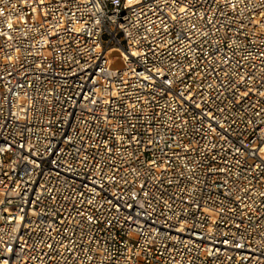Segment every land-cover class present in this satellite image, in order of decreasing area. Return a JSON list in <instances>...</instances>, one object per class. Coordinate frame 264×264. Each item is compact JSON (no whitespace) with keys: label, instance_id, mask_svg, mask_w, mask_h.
Instances as JSON below:
<instances>
[{"label":"built area","instance_id":"built-area-1","mask_svg":"<svg viewBox=\"0 0 264 264\" xmlns=\"http://www.w3.org/2000/svg\"><path fill=\"white\" fill-rule=\"evenodd\" d=\"M201 3L0 0V264H264V0Z\"/></svg>","mask_w":264,"mask_h":264},{"label":"snow or ice","instance_id":"snow-or-ice-1","mask_svg":"<svg viewBox=\"0 0 264 264\" xmlns=\"http://www.w3.org/2000/svg\"><path fill=\"white\" fill-rule=\"evenodd\" d=\"M129 2L131 3V0H129ZM137 2H139V0H137ZM219 2L220 0H215V3H219ZM241 2H243V0H241ZM114 3L118 4L119 0H114ZM157 3H163L169 7L175 4L177 5V8L179 9L180 13L188 14L189 8L193 7L197 3H201V0H192V3L189 5V7L182 6L184 4V0H157ZM203 4H207L209 7H212L213 0H202L201 6H203ZM161 11H163V9H161ZM191 14L196 15L197 13L193 11ZM206 18L209 20V22H211V17H206ZM171 19L176 20L177 17L172 16ZM9 27H11V25H9ZM192 27L195 28V25H193ZM165 28H167V23H165ZM177 38H180V37H177ZM225 63H227V61H225ZM213 71L215 70L213 69ZM244 95L247 96L248 92H245ZM261 95L264 96V92H261ZM257 115H259V113H257ZM237 151H239V149H237ZM9 251H11V249H9ZM5 264H7V262H5Z\"/></svg>","mask_w":264,"mask_h":264}]
</instances>
